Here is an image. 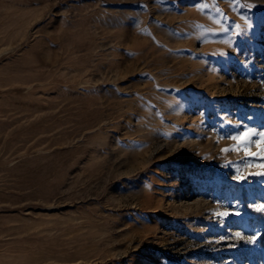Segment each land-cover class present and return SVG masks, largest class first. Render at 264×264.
<instances>
[{
  "label": "rangeland",
  "instance_id": "1",
  "mask_svg": "<svg viewBox=\"0 0 264 264\" xmlns=\"http://www.w3.org/2000/svg\"><path fill=\"white\" fill-rule=\"evenodd\" d=\"M261 133L264 0H0V264H264Z\"/></svg>",
  "mask_w": 264,
  "mask_h": 264
},
{
  "label": "snow or ice",
  "instance_id": "2",
  "mask_svg": "<svg viewBox=\"0 0 264 264\" xmlns=\"http://www.w3.org/2000/svg\"><path fill=\"white\" fill-rule=\"evenodd\" d=\"M249 134L248 133H245L244 134V138H246ZM262 136H264V133H261ZM262 209H264V206H261ZM223 215H226V213H224ZM239 235V234H237Z\"/></svg>",
  "mask_w": 264,
  "mask_h": 264
}]
</instances>
